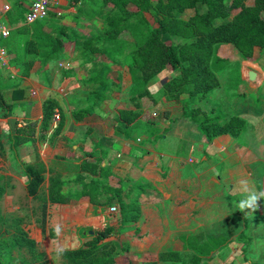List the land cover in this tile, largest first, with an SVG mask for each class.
I'll list each match as a JSON object with an SVG mask.
<instances>
[{"label": "crops", "instance_id": "obj_1", "mask_svg": "<svg viewBox=\"0 0 264 264\" xmlns=\"http://www.w3.org/2000/svg\"><path fill=\"white\" fill-rule=\"evenodd\" d=\"M33 1L0 0V24L9 26L11 33L25 24ZM102 1L53 0L50 11L61 17L59 25L55 23L54 34L65 42L59 59L40 61L34 47L29 52L24 43L17 42L21 41L19 36L3 41L9 63H0V179H26V186L29 174L25 165L40 161L46 168L45 187L51 175L58 173L64 180L62 193L68 195L82 190L81 183L75 181L85 174L82 163L95 161L108 174L102 178L106 183L140 196L142 217L138 223L123 227L119 209L111 210L118 204L100 206L82 196L67 203L49 204L45 231L35 219L26 224V230L37 246L39 238L45 239L48 254V247H57L60 252L84 248L97 231L109 228L111 234L104 241L130 247L114 264H181L163 261L160 255L179 253L187 262L195 251L191 244L187 247V238L203 242L223 237L229 243H221L223 248L205 262L218 264V259L222 264H241V249L257 248L264 240V223H260L264 220V197L259 199L255 212L239 209V203L250 194L264 192V49L256 48L251 61L218 72L219 85L198 103L221 123L233 116L242 118L245 123L238 134L228 132L209 140L196 124L183 118L190 108L188 94L177 100L162 93L171 70L149 83L150 92L159 100L157 108L145 114L160 125L155 134L115 136L116 108H133L131 74L113 65L110 77L115 84L108 97L99 101L95 98L97 85L90 80L91 71L100 67L83 57V48L75 46L78 39L101 33V18L94 8ZM61 26L67 29L60 31ZM53 28L52 20L46 19L44 31ZM27 68L29 74L22 75ZM249 68L259 74L256 84L246 79ZM48 99L55 102V112L60 114L59 129L53 128L52 121L43 129ZM84 110L90 113L77 120L76 114ZM11 119L22 129L21 135L26 136L34 128L33 140L15 147L16 127L12 128ZM254 218L259 219L258 226ZM143 226L157 231L158 237L148 248H134L129 236ZM34 230L37 237H32ZM261 258L264 253L248 263Z\"/></svg>", "mask_w": 264, "mask_h": 264}, {"label": "trees", "instance_id": "obj_2", "mask_svg": "<svg viewBox=\"0 0 264 264\" xmlns=\"http://www.w3.org/2000/svg\"><path fill=\"white\" fill-rule=\"evenodd\" d=\"M247 1L103 0L99 7L94 8L101 18V33L78 39L75 46L83 48V57L90 59L96 68L100 67V70L91 71L90 82L97 85L95 98L104 101L111 93L115 84L110 77L113 65L121 66L132 78L130 101L133 108H116L113 127L115 136L128 137L134 132L155 134L160 128L145 114L155 110L159 101L150 92L149 83L165 72L168 66L172 67V72L164 82L162 93L177 100L188 94L190 108L183 113V118L196 124L209 140L228 132L232 135L239 133L245 123L242 118L233 116L221 123L203 111L198 103L219 85L217 73L227 67L226 63L238 58L251 61L255 57L256 48L264 49V0H253L251 4ZM189 11L194 13L188 18L183 17ZM147 14L153 17V22ZM46 19L52 20L55 29L44 31ZM60 21L58 13L49 10L46 17L17 27L10 36L14 40L21 37V41L17 42L24 43L29 52L34 47L36 57L47 63L59 59L65 47V42L54 34L57 32L55 23L59 25ZM61 27L60 31L67 29V26ZM29 72L27 68L21 74L27 76ZM55 109V102L48 99L44 105L43 129L49 127ZM89 113V110H84L77 113L75 118L79 120ZM21 131L18 127L14 131L15 147L33 140L34 128L26 136L21 135ZM25 170L29 174L27 193L39 202L37 208L40 217L37 222L43 231L46 230L49 204L67 203L82 196L89 197L92 203L100 206L118 204L114 206L122 214L123 227L127 223H138L142 217L140 196L131 194L130 189L116 188L106 183V179L102 178L108 174L100 170L95 161L82 163L81 170L85 174L75 179L81 183L82 190L68 195L62 193L64 180L58 173L51 175L49 185L45 187L46 168L42 162L25 165ZM4 193L5 185L0 181V198ZM110 234L109 228L97 231L84 248L64 251L61 255L67 264H114L116 258L130 247L120 245L117 241H104ZM129 237L134 248H148L158 237V232L143 226ZM186 242L187 247L191 244L195 250L187 262H183L179 253L173 252L162 253L161 260L207 264L205 260L213 259L214 254L223 248L221 243H229L223 237H210L203 242L190 237ZM16 250H26L32 260L26 257L17 259L14 255ZM45 261V253L39 251L37 242L30 237L24 226V218L5 217L0 209V264H38Z\"/></svg>", "mask_w": 264, "mask_h": 264}, {"label": "rangeland", "instance_id": "obj_3", "mask_svg": "<svg viewBox=\"0 0 264 264\" xmlns=\"http://www.w3.org/2000/svg\"><path fill=\"white\" fill-rule=\"evenodd\" d=\"M253 0H248L247 3L251 4ZM236 11H239L238 9ZM194 11H189L188 14L184 15L183 17L188 18L190 14H193ZM148 18L153 22V17L150 14H147ZM234 59L230 63H226V66H229L230 69L235 68L238 66V63L243 62L242 60ZM172 70L171 66H168L167 70L165 72H170ZM164 72V73H165ZM166 74V73H165ZM157 77V76H156ZM155 77V78H156ZM154 78V79H155ZM239 88H241V84L236 83ZM1 184L5 185V193L0 198V209L2 211V214L5 217H23L24 218V226L27 229V225L29 222H32L34 219L37 220L38 217H40L39 210L37 208L39 202L35 199H31L27 193V189L25 186L26 179H0ZM256 220V225L258 226L260 223H264V220L261 219L259 223V219L254 218ZM264 227L262 226L261 231H263ZM29 232V231H28ZM31 233V230H30ZM262 233V239H263ZM46 235V234H45ZM32 237H37L35 230L32 231ZM39 245L38 249L41 252L45 253V250H47V246L45 245L44 241L45 239L39 238ZM252 247L248 249H241L243 251V255L239 257L241 264H249V260H254L256 258V255L263 254L264 253V240H261L257 244V248ZM48 254L45 253V259L46 261L44 263H38V264H67L65 260L63 259L61 253L57 247H54L53 250L51 247H48ZM14 255L17 259H22L23 257L28 258L29 260H32L30 254L26 250H16L14 252ZM218 264H222L217 259ZM22 264V263H19ZM254 264H264V258L258 259V261H255Z\"/></svg>", "mask_w": 264, "mask_h": 264}, {"label": "built area", "instance_id": "obj_4", "mask_svg": "<svg viewBox=\"0 0 264 264\" xmlns=\"http://www.w3.org/2000/svg\"><path fill=\"white\" fill-rule=\"evenodd\" d=\"M53 0H34L31 5L28 7L25 22L34 23L38 20L46 17L50 8L52 7ZM11 34V28L5 24H0V63L2 65H8L9 63V54L6 46L3 44V41L8 38ZM60 119V114L58 111L55 112L52 125L53 128H57L58 122ZM113 212L117 211V208L113 206L111 208Z\"/></svg>", "mask_w": 264, "mask_h": 264}, {"label": "clouds", "instance_id": "obj_5", "mask_svg": "<svg viewBox=\"0 0 264 264\" xmlns=\"http://www.w3.org/2000/svg\"><path fill=\"white\" fill-rule=\"evenodd\" d=\"M261 197H264V192L259 193V195L253 192L246 199L239 203V209L241 211L250 209L251 211L255 212L259 208L258 201Z\"/></svg>", "mask_w": 264, "mask_h": 264}, {"label": "water", "instance_id": "obj_6", "mask_svg": "<svg viewBox=\"0 0 264 264\" xmlns=\"http://www.w3.org/2000/svg\"><path fill=\"white\" fill-rule=\"evenodd\" d=\"M246 79L249 83L251 84H256L259 80V74L258 72H256L255 70H253L252 68L247 69L246 71ZM11 126L13 129H15L16 127V120L15 119H11L10 120Z\"/></svg>", "mask_w": 264, "mask_h": 264}]
</instances>
